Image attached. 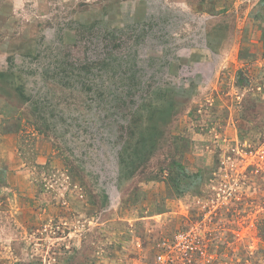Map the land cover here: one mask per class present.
I'll list each match as a JSON object with an SVG mask.
<instances>
[{"label":"rangeland","instance_id":"rangeland-1","mask_svg":"<svg viewBox=\"0 0 264 264\" xmlns=\"http://www.w3.org/2000/svg\"><path fill=\"white\" fill-rule=\"evenodd\" d=\"M0 264H264V0H0Z\"/></svg>","mask_w":264,"mask_h":264},{"label":"trees","instance_id":"trees-1","mask_svg":"<svg viewBox=\"0 0 264 264\" xmlns=\"http://www.w3.org/2000/svg\"><path fill=\"white\" fill-rule=\"evenodd\" d=\"M106 40H111L112 43H114V47L120 48V44L123 43L122 42V37L120 34L117 33V31H114L113 33H109ZM113 53H109L107 55H105V57L101 60H95V61H87V62H79V64L76 66L74 63L71 66L73 75L76 79V84H80L82 86H84L86 88L87 91L89 92H94V93H98L97 97L101 98L102 97V93L98 92L95 87L94 84L91 83L92 80H90L89 76L92 74V72L98 68V69H108V72L114 74V68L116 67L114 64L116 62L112 61L111 59V55ZM119 62V61H117ZM130 64H133V67H128V69L124 72V76H127L126 79L124 80L126 82L125 85V89L124 90H128L129 94L133 93L132 90L133 89H137L139 87V85L141 84V82H139L136 77L137 74H139V70L137 68L136 65V58L133 59ZM136 67V68H134ZM67 72L66 68H59V72ZM125 104V102H124ZM183 178H187L188 179V175L187 173H184ZM181 181H176L174 183V186L176 187L177 190H180L179 192H182L181 189Z\"/></svg>","mask_w":264,"mask_h":264},{"label":"built area","instance_id":"built-area-1","mask_svg":"<svg viewBox=\"0 0 264 264\" xmlns=\"http://www.w3.org/2000/svg\"><path fill=\"white\" fill-rule=\"evenodd\" d=\"M160 259H161V257H160Z\"/></svg>","mask_w":264,"mask_h":264}]
</instances>
